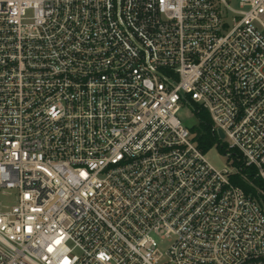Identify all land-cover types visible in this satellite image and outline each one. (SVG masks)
Instances as JSON below:
<instances>
[{
    "label": "built area",
    "instance_id": "1",
    "mask_svg": "<svg viewBox=\"0 0 264 264\" xmlns=\"http://www.w3.org/2000/svg\"><path fill=\"white\" fill-rule=\"evenodd\" d=\"M179 103L264 180V0H0V264H264Z\"/></svg>",
    "mask_w": 264,
    "mask_h": 264
},
{
    "label": "trees",
    "instance_id": "2",
    "mask_svg": "<svg viewBox=\"0 0 264 264\" xmlns=\"http://www.w3.org/2000/svg\"><path fill=\"white\" fill-rule=\"evenodd\" d=\"M195 113L198 123L190 126L189 131L196 146L203 153L215 145L224 154L229 152L230 157L233 158V165L236 167V171L230 175L231 182L242 188L247 195L255 199L261 207H264V180L255 175L254 167L246 166L243 163L237 150L228 149L226 144L217 138L216 134L211 130V118L207 110L196 106Z\"/></svg>",
    "mask_w": 264,
    "mask_h": 264
},
{
    "label": "rangeland",
    "instance_id": "3",
    "mask_svg": "<svg viewBox=\"0 0 264 264\" xmlns=\"http://www.w3.org/2000/svg\"><path fill=\"white\" fill-rule=\"evenodd\" d=\"M177 114L182 120L183 124L188 127L196 125L198 123V118L195 111H193V109H191V107H189L187 104L179 103V110ZM221 141L222 143H225V140ZM204 156L208 163H210L213 167L217 169L226 168L232 172L236 171V167L233 165V158L228 157L226 154L221 152L216 145L209 149L207 152H205ZM7 192V190H4V192H0V203L11 204L12 197ZM169 244L170 242L168 240H165L163 245H161L160 247L162 250H166Z\"/></svg>",
    "mask_w": 264,
    "mask_h": 264
},
{
    "label": "water",
    "instance_id": "4",
    "mask_svg": "<svg viewBox=\"0 0 264 264\" xmlns=\"http://www.w3.org/2000/svg\"><path fill=\"white\" fill-rule=\"evenodd\" d=\"M217 136H218L219 139H223L224 138V134L219 129L217 130Z\"/></svg>",
    "mask_w": 264,
    "mask_h": 264
}]
</instances>
